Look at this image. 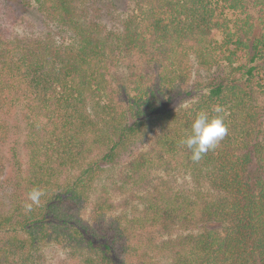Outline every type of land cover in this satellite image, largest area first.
<instances>
[{
    "label": "trees",
    "instance_id": "trees-1",
    "mask_svg": "<svg viewBox=\"0 0 264 264\" xmlns=\"http://www.w3.org/2000/svg\"><path fill=\"white\" fill-rule=\"evenodd\" d=\"M19 2L73 36L0 27V264H44L49 246L71 264H264V0H135L114 30L86 0ZM191 58L204 76L190 85ZM199 111L228 134L193 162L180 141ZM145 140L114 200L107 165ZM33 187L44 195L26 212Z\"/></svg>",
    "mask_w": 264,
    "mask_h": 264
},
{
    "label": "rangeland",
    "instance_id": "rangeland-1",
    "mask_svg": "<svg viewBox=\"0 0 264 264\" xmlns=\"http://www.w3.org/2000/svg\"><path fill=\"white\" fill-rule=\"evenodd\" d=\"M86 5L89 7V11L92 15H95L97 21H100L101 25L105 28L114 30L115 28L120 29L121 25L127 21L131 15L138 13L135 0H86ZM228 16H231V12H227ZM0 27L8 31L11 34L21 36H45L51 35L58 42L71 40L73 34L61 30L57 25L48 22L45 17L38 12L34 4L26 6L19 2V0H0ZM192 70V77L189 84H193L195 79L204 76V72L201 69L195 68L193 58L190 60ZM148 67V66H147ZM124 70L121 68L116 71L115 77H121V73ZM10 122V140L9 144L3 148V153L7 158L8 148L12 145L20 146L22 142V124L19 117H13L9 120ZM21 130V131H20ZM152 134V131L148 133V136ZM147 136V137H148ZM147 141L141 142L138 146L136 145L131 149L132 154H124L119 158L116 163L107 165V170L104 182L108 183L105 188L110 191L114 200H120L124 198L123 192L125 190V184L122 182L121 172H123V165H126L128 161L136 154L143 150ZM10 167H7V177L4 175L0 177V207L6 206L8 202V188L10 186L8 179H10ZM8 178V179H7ZM152 183H159L162 180L166 184L179 188L188 189L190 188L188 176L179 173L178 176L167 175L163 172L152 173L149 177ZM124 184V186L122 185ZM64 251L55 246H49L45 249L44 264H71L69 259L64 255Z\"/></svg>",
    "mask_w": 264,
    "mask_h": 264
},
{
    "label": "clouds",
    "instance_id": "clouds-1",
    "mask_svg": "<svg viewBox=\"0 0 264 264\" xmlns=\"http://www.w3.org/2000/svg\"><path fill=\"white\" fill-rule=\"evenodd\" d=\"M213 112H224L222 106L217 105ZM228 134V127L222 115H209L205 111L197 112L190 125V132L180 141L191 153L190 159L199 162L210 150H214ZM44 191L39 187H33L27 193V200L23 207L26 212H31L33 206H38Z\"/></svg>",
    "mask_w": 264,
    "mask_h": 264
}]
</instances>
